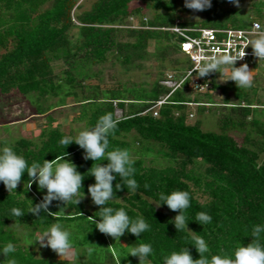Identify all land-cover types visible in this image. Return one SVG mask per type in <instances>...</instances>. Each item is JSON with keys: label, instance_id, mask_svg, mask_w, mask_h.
Here are the masks:
<instances>
[{"label": "trees", "instance_id": "16d2710c", "mask_svg": "<svg viewBox=\"0 0 264 264\" xmlns=\"http://www.w3.org/2000/svg\"><path fill=\"white\" fill-rule=\"evenodd\" d=\"M83 1L0 0V92L30 99L34 117L47 119L39 142L20 138L0 151V264H110L108 257L114 264H264V120L253 117L252 104L230 105L226 94L220 131H205L199 120L187 123L190 78L154 116L151 108L171 88L156 80L151 90L102 89L85 84L98 74L79 65L112 56L127 69L146 60L154 42L163 58L168 47L180 51L183 38L172 27L247 28L252 18L264 22V1L242 19L237 9L222 10L228 0H215L199 22L183 19L178 0H95L80 12ZM215 69L201 72L211 90L219 88ZM201 99L193 98L196 111L208 112L214 102ZM71 104L80 111L72 121L86 120L84 138L61 128L57 109ZM232 130L244 133L242 143ZM151 141L167 165L147 164L146 153L130 158L133 144ZM93 147L99 152L86 156ZM57 163V177L43 184ZM12 221L32 228L25 244ZM52 227L60 249L76 251L69 263L52 246L44 256L34 249L35 231Z\"/></svg>", "mask_w": 264, "mask_h": 264}, {"label": "rangeland", "instance_id": "374dc122", "mask_svg": "<svg viewBox=\"0 0 264 264\" xmlns=\"http://www.w3.org/2000/svg\"><path fill=\"white\" fill-rule=\"evenodd\" d=\"M94 1L95 0H86L80 2L82 4L87 2L84 8L79 9L80 12H82L85 8H89ZM213 1L215 0H178V5L184 10L182 13L183 19L199 22L204 20L206 17V13H204L202 8L216 7V5L213 4ZM258 1L264 0H228L224 4H220V6L224 11L237 9L240 11V16L243 19L246 14H251V16L254 15L252 13L254 11V3ZM141 5L142 4L140 2H134L132 6L135 7ZM47 6L50 7L51 3L47 4L46 7ZM196 7L199 8L196 9ZM133 22L136 23V20ZM76 31L77 29L72 30V32ZM256 40L257 42H261L260 38H256ZM155 50V42L150 43L148 51L151 54L149 57L146 60H136L134 64L127 69L124 68L121 62L112 56H109L108 60L101 63H93L91 60H85L83 63L80 62V68L86 67L90 69L89 72L98 74L97 76L92 77L90 81L85 84L99 85L102 89H117L119 87L127 89L135 87L137 90L141 89L143 91L142 87H146L148 90H151L154 82L159 80L160 84H163L168 88H172L176 83L175 80L165 84L162 81L168 74H175L177 76L183 75L186 67L183 65V61H185L186 57L184 53H181L179 50H174L172 46L168 47L163 58L155 55ZM77 61L79 62L80 60L77 59ZM177 61L181 62V64L179 65ZM55 65H58L55 69L59 68L56 69V71L60 74H63V70L67 67L64 60L55 62ZM176 68L177 70H175ZM218 68L219 69H215V72H212V74L216 77L217 84L219 85L218 89L209 90L207 87H198L194 85V82H191L189 89H184V94L188 98L201 96V100L203 101L214 102L213 107H208V112L204 113H198V111H196L197 104L189 106L190 108L187 110V114L189 113L187 123L193 124L199 120L203 130L220 131L221 125L219 117L223 111H226L225 108H227L225 107L226 105H224L227 96L226 94L229 95L230 105L236 104L240 101L244 102V104H252L253 107L251 111L253 117L261 119V121L264 120V68L261 67L257 61H254L252 64L250 61H247L243 64L240 63L239 65L231 64L225 61L222 64V67L218 66ZM78 70V68L75 69V71ZM197 77H199V74H197ZM197 77L194 76L192 79L196 80ZM134 84H137V86H134ZM224 88L227 89L228 92H225L223 90ZM91 92H93V90L87 92L86 95H89ZM238 92L242 96L240 100L237 97ZM11 94L6 97L0 92V151L4 142L13 143L20 138L33 139L34 141L39 142L41 139L40 134L42 129L47 123L46 116L40 117L39 119L34 117L31 106L29 105L30 102H32L30 99L28 104L27 99L22 95L17 94V92H12ZM165 97L166 96L163 95L161 99L164 100ZM78 109L79 108L77 106L71 104L62 109L59 107L57 112L62 110L61 115H58V120L61 122L62 130L68 134L70 133L74 138L81 139L86 136L87 127L86 120L72 121L75 116L80 114ZM155 110H159L158 106H155L152 110L154 115ZM122 114L123 110L119 108L116 109L117 117H121ZM1 118H4V121H1ZM56 124L57 122L54 125ZM230 133L234 135L239 143L243 142L244 133L235 132L234 130ZM136 135H138L136 131L131 132L127 135V140L135 142ZM145 145L143 147V145L140 146L138 143L133 144V150L130 158H140L146 153L144 158L146 159L147 164L164 166L169 163L168 158L164 157L163 154L160 153L161 147L158 142L151 141ZM98 152L99 149L96 147L88 148L86 156L97 154ZM61 165L62 164L59 163L55 164L53 169L46 173V180L43 181V184H47L48 180L53 177H57L58 174H54V171L62 169ZM197 166L201 167L199 168L201 171L204 170L205 166L201 162H199ZM41 180H43V178L39 181ZM7 186L10 188L11 184L9 183ZM197 196L200 200L207 199L205 195L202 196L199 193H197ZM89 207L93 209V205L91 203L89 204ZM9 227L12 231H17L15 236L19 238L23 244L27 242L30 234L33 233V230L29 225H23L16 221H12ZM108 229L109 228L106 227L107 231ZM54 231L55 227L44 229L43 231H35V237L33 238L35 241L34 249L40 256H44L46 254V252H44L46 246H52L53 251L56 253V259L64 260V262L69 263V261L74 258L76 251L70 248L60 249L57 237L53 233ZM82 251L83 250L81 249L78 253H81ZM106 262L114 264L115 261L111 257H108Z\"/></svg>", "mask_w": 264, "mask_h": 264}, {"label": "built area", "instance_id": "2783aa9c", "mask_svg": "<svg viewBox=\"0 0 264 264\" xmlns=\"http://www.w3.org/2000/svg\"><path fill=\"white\" fill-rule=\"evenodd\" d=\"M171 30L183 38L182 47L196 62L192 71L199 70L202 61L215 60L222 54L230 60L243 63L251 58L248 60L251 64L257 61L264 68V26L259 22H254L250 30L223 27L186 28L180 25L172 27ZM251 38H260L262 46ZM196 84L198 87H210V84H201L199 81Z\"/></svg>", "mask_w": 264, "mask_h": 264}, {"label": "clouds", "instance_id": "9594fccd", "mask_svg": "<svg viewBox=\"0 0 264 264\" xmlns=\"http://www.w3.org/2000/svg\"><path fill=\"white\" fill-rule=\"evenodd\" d=\"M253 19V21H251V25L249 26V27H247V28H244V27H233V26H230V27H223V28H234V29H243V30H250L251 28H252V26H253V24H254V22H259V23H261L262 24V26H264V22L263 21H260V20H258V19H256V18H252ZM177 26V25H176ZM203 28H205V27H203ZM208 28H214V27H208ZM216 28H219V27H216ZM251 39H253L252 41H257L256 40V38H251ZM180 52L181 53H184V55H185V57L186 58H188V63H189V68L188 69H186L185 70V73L183 74V75H181V76H176L175 74H173V75H166L165 76V78L163 79V83L165 84V83H167V82H172V81H176V83H175V85L171 88V91L167 94V95H165L166 97H165V99L163 100V99H159L158 101H156V104H155V106H158V108L160 109V107L163 105V104H165L166 102H167V100H168V98H169V96L177 89V88H179L181 85H182V83L187 79V78H190V80H191V82H194V85H197V84H195V82L196 81H199L201 84H204V83H208V84H210V87L208 88L209 90H211V88H212V84L210 83V81H205V79H203V78H201L202 76H201V72H203V71H212V70H214L216 67H217V65L219 64V63H224L225 61L226 62H228V63H231V64H240V63H242L243 64V62H240V61H233V60H230V59H228V57H226L225 55H220L219 57H217L215 60H204V61H202L201 62V64H200V66H201V68L199 69V70H197V71H192L193 70V68H194V66L196 65V62L191 58V56H190V53H188V51L186 50V49H184L183 47H182V40H181V42H180ZM237 55H238V53H236ZM251 58H248V59H246V61H248V60H250ZM192 71V72H191ZM197 74H199V77H197ZM194 76H196L197 77V79L196 80H194V79H192V77H194ZM191 82H190V84H191ZM193 85V86H194ZM196 97V96H195ZM191 100H192V103L190 102V103H188L189 105H192V104H197L196 102H194L195 100H193V98H191ZM233 105V104H232ZM235 105V104H234ZM154 106V107H155ZM154 107H152L151 109L153 110V108ZM155 112V115L154 116H159V114H158V112H159V110H155L154 111Z\"/></svg>", "mask_w": 264, "mask_h": 264}]
</instances>
